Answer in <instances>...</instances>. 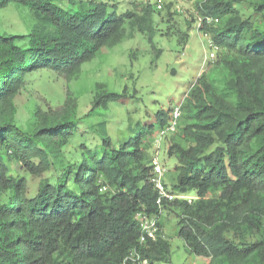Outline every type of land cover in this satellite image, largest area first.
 Listing matches in <instances>:
<instances>
[{
  "label": "trees",
  "instance_id": "16d2710c",
  "mask_svg": "<svg viewBox=\"0 0 264 264\" xmlns=\"http://www.w3.org/2000/svg\"><path fill=\"white\" fill-rule=\"evenodd\" d=\"M122 1L0 0V11L22 8L34 22L26 33L0 34V264H123L134 251L148 264L168 263L169 242L159 231L155 242L140 244L136 219L154 216L159 226L163 210L176 217L187 250L206 264H264V0L247 15L237 0H185L196 4L200 30L222 50L216 62L189 83L179 104L157 109L153 123L129 122V135L116 143L102 129L99 144L84 140L66 156L87 134L84 122L122 98L100 91L78 116L67 83L128 28L151 21V5L138 16L123 11ZM37 71L56 73L64 98L22 120L16 98ZM176 107V131L161 139L176 161L170 184L195 199L159 206L148 151ZM35 177L41 180L30 194L28 179Z\"/></svg>",
  "mask_w": 264,
  "mask_h": 264
},
{
  "label": "rangeland",
  "instance_id": "374dc122",
  "mask_svg": "<svg viewBox=\"0 0 264 264\" xmlns=\"http://www.w3.org/2000/svg\"><path fill=\"white\" fill-rule=\"evenodd\" d=\"M130 1H122V10L141 16L143 12L140 8L151 5V21H138L135 28H128L120 43L101 49L94 59L81 66L79 75L67 83L68 90L77 100L78 116L87 113L90 101L100 91H112L122 95V98L109 101L107 108L100 111L101 117L84 122L89 127L87 134L75 138L66 156L72 153L73 157L74 149L84 140L91 146L99 144L102 129L116 143L129 135V122H138L140 126L153 123L152 114L157 109L164 111L168 101L179 104L178 100L184 99L189 83L206 72L222 52L219 47L216 51L210 49L209 42H214L210 34L200 30L202 17L195 3L185 0H135V4L130 6ZM237 1V7L247 15L251 4L257 0ZM33 24L32 16L22 8L9 7L0 11V34H23L31 30ZM211 53H214L213 59L209 58ZM63 98L64 83L56 73L34 72L16 98L17 116L30 120L34 108L45 109L49 105L54 108ZM102 121L104 124L99 127L97 124ZM167 150L168 140L163 139L159 150L152 145L148 155L151 157L158 152L164 169L163 183L170 193L176 195L170 184L176 161L168 156ZM77 157L78 153L74 158ZM9 166L13 174H21L18 164L11 161ZM40 180V177L28 179L30 194L35 193ZM184 195L195 196L193 192ZM158 221L161 236L169 242L170 248L169 262L156 264L207 263L189 252L177 236V219L172 213L163 210Z\"/></svg>",
  "mask_w": 264,
  "mask_h": 264
},
{
  "label": "built area",
  "instance_id": "2783aa9c",
  "mask_svg": "<svg viewBox=\"0 0 264 264\" xmlns=\"http://www.w3.org/2000/svg\"><path fill=\"white\" fill-rule=\"evenodd\" d=\"M160 8V5L157 6ZM207 23H217V19H211V18H205ZM202 22V21H201ZM210 48H212L213 51L217 50V47L213 45V43H209ZM209 58H214V53H211L209 55ZM180 117V110L178 107L174 108L172 113V121L169 127H167L163 132H161L160 137L155 141V148H159L160 141L162 139V136L167 133H173L176 131V124L177 120ZM158 152L154 153L151 157L150 165L152 168V177L150 179V182L153 185L154 190L157 193V205L161 206L163 200L171 201L173 199H186L187 202H191L194 198L191 197H184V196H178V195H170L167 190L164 187L163 184V169L162 166L159 163L158 158ZM136 219L138 220L141 228V236L139 243L144 244L147 242V240H150L152 242H155L157 240V236L159 233V228L157 225V220L153 216H148L146 214H137ZM127 261H129L131 264H148V259L141 256L139 253L134 251L131 253L123 262V264H127Z\"/></svg>",
  "mask_w": 264,
  "mask_h": 264
},
{
  "label": "clouds",
  "instance_id": "9594fccd",
  "mask_svg": "<svg viewBox=\"0 0 264 264\" xmlns=\"http://www.w3.org/2000/svg\"><path fill=\"white\" fill-rule=\"evenodd\" d=\"M212 43V42H211ZM214 45V44H213ZM210 47V46H209ZM210 49H212V48H210ZM160 143H161V141H160ZM154 146H155V143H154ZM160 146V145H159ZM156 150H157V148H155ZM158 150H159V148H158ZM152 157V156H151ZM150 157V158H151ZM159 158V157H158ZM151 161V160H150ZM160 163V162H159ZM161 165V164H160ZM150 167H151V165H150ZM163 169V168H162ZM151 177H152V168H151ZM163 177H164V169H163ZM151 179V178H150ZM152 184V183H151ZM164 184V183H163ZM153 186V185H152ZM164 187H165V184H164ZM165 189H166V187H165ZM167 190V189H166ZM167 192L170 194V195H175V194H172V193H170L168 190H167ZM176 195H178V196H184V197H188V196H186V195H184V194H176ZM191 198H194L195 199V196H193V197H191ZM193 199V200H194ZM184 200H186V199H184ZM154 217V216H153ZM157 225H158V222H157ZM158 228H159V226H158Z\"/></svg>",
  "mask_w": 264,
  "mask_h": 264
}]
</instances>
